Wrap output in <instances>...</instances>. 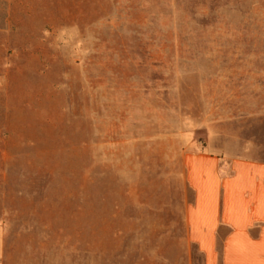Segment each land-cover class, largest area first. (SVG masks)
I'll return each mask as SVG.
<instances>
[{
  "label": "rangeland",
  "instance_id": "1",
  "mask_svg": "<svg viewBox=\"0 0 264 264\" xmlns=\"http://www.w3.org/2000/svg\"><path fill=\"white\" fill-rule=\"evenodd\" d=\"M203 151L264 162V0H0L4 264H198Z\"/></svg>",
  "mask_w": 264,
  "mask_h": 264
},
{
  "label": "crops",
  "instance_id": "2",
  "mask_svg": "<svg viewBox=\"0 0 264 264\" xmlns=\"http://www.w3.org/2000/svg\"><path fill=\"white\" fill-rule=\"evenodd\" d=\"M185 169L193 199L183 223L198 264H264V162L203 151L189 153ZM3 253L0 230V264Z\"/></svg>",
  "mask_w": 264,
  "mask_h": 264
}]
</instances>
